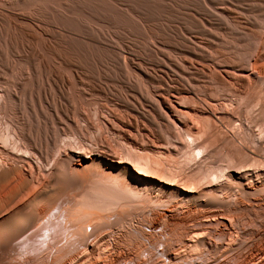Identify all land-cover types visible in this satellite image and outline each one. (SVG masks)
Instances as JSON below:
<instances>
[{"label": "bare ground", "instance_id": "bare-ground-1", "mask_svg": "<svg viewBox=\"0 0 264 264\" xmlns=\"http://www.w3.org/2000/svg\"><path fill=\"white\" fill-rule=\"evenodd\" d=\"M48 1L56 13L52 18L75 30L84 27L77 13L82 0ZM25 4L26 11L16 13L24 23L20 29H32L35 16L54 27L35 0H0V17L3 5ZM123 6L121 12L141 18L138 5ZM56 32L59 43L72 37ZM253 50L241 62L214 57L194 62V48H187L189 59L176 63L189 77L184 85L149 84L147 94L132 87L149 74L124 61L136 82L125 83L134 102L126 101L128 110L121 114L96 107L69 114L45 93L20 95L17 81L37 71L25 63L0 91V259L8 264H264V38ZM37 69L45 77L56 71L69 80L52 64L39 62ZM70 71L82 93L106 85ZM212 73L215 80L204 86L192 77ZM217 88L243 95L242 101L235 107L221 103L208 94ZM143 100L149 119L135 104ZM148 126L155 128L153 139ZM132 131L139 142L128 135ZM114 136L122 139L118 148L111 143ZM213 156L224 163L214 165Z\"/></svg>", "mask_w": 264, "mask_h": 264}, {"label": "rangeland", "instance_id": "rangeland-1", "mask_svg": "<svg viewBox=\"0 0 264 264\" xmlns=\"http://www.w3.org/2000/svg\"><path fill=\"white\" fill-rule=\"evenodd\" d=\"M124 4L138 5L142 10L141 18L138 19L129 11L121 12L126 10L123 8ZM35 5L48 14L46 19L54 22V27L45 25V20L35 16L32 29H20V26L24 27V23L16 13L26 11L28 5L2 6L0 91L5 83L16 79L25 63H33L37 70L35 76L28 79L23 77L17 81L19 94L29 97L39 92L41 95L45 93L49 98L59 100L69 114L78 109L85 110L88 114L94 107L125 113L129 106L125 102H134L125 83L136 82V78L123 67L124 61L133 62L149 74V79L146 80L150 81H137L132 87L147 94L149 84L164 87L165 83L170 84V80H176L184 85L189 77L177 68L176 63L178 65L189 59L184 55L187 48H194L197 55L192 60L194 62H211L213 57L226 62H241L253 55L255 45L264 38V0H82V9L79 8L77 13L85 20V24L80 30L52 18L51 15L54 17L56 13L51 9V1L35 0ZM56 31L72 37L63 36L67 42L59 43L61 39ZM42 40L47 44H43ZM41 45L46 47L41 48ZM39 62L59 67L69 80L56 71H51L45 77L37 69ZM71 69L91 79H99L106 85H101L102 90L82 93L71 82ZM215 76L212 73L207 77H192L198 80L200 86H204L208 80H215ZM208 94L223 104L232 103L234 107L243 97L236 96L226 88H217ZM135 104L149 119L148 101ZM220 126L224 128L227 124ZM160 127L161 130L165 129ZM148 128L146 134L151 139L155 135V128ZM62 129L66 131L68 128ZM132 133L133 131L128 135L139 142V136ZM116 137H112L111 143L118 148L122 139ZM175 140L182 138L176 136ZM213 148L216 146L211 147ZM211 159L214 165L224 163L219 156ZM188 162L190 168L195 163L194 159ZM149 174L158 177L156 174ZM0 264L8 263L1 260Z\"/></svg>", "mask_w": 264, "mask_h": 264}]
</instances>
